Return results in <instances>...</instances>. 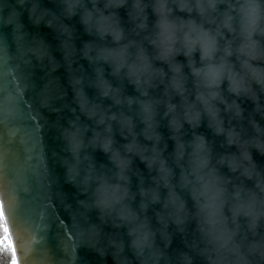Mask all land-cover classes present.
I'll list each match as a JSON object with an SVG mask.
<instances>
[{
    "label": "clouds",
    "instance_id": "1",
    "mask_svg": "<svg viewBox=\"0 0 264 264\" xmlns=\"http://www.w3.org/2000/svg\"><path fill=\"white\" fill-rule=\"evenodd\" d=\"M62 5L95 38L82 51L95 95L76 92L90 123L65 130L70 179L87 162V212L124 230L138 264H172L156 237L167 239L173 227L193 231L202 264H264V0ZM74 55L73 45L66 56ZM96 151L107 164L97 167ZM176 261L192 264L185 252Z\"/></svg>",
    "mask_w": 264,
    "mask_h": 264
},
{
    "label": "water",
    "instance_id": "2",
    "mask_svg": "<svg viewBox=\"0 0 264 264\" xmlns=\"http://www.w3.org/2000/svg\"><path fill=\"white\" fill-rule=\"evenodd\" d=\"M37 4L0 0V210L12 229L19 264H138L124 230L83 206L89 202L82 183L87 162L70 179L75 160L65 130L90 123L76 92L83 87L95 95L89 87L95 79L93 67L82 56L84 45L95 38L85 32L79 16L66 18L62 0ZM120 15H125L123 9ZM73 45L75 55L66 56ZM127 91L134 94L131 87ZM161 131L167 138V130ZM199 131L212 138L206 128ZM116 139L123 143L119 135ZM94 156L97 167L108 163L103 152ZM135 164L147 176L145 165L138 159ZM136 183L134 177L133 190ZM86 215L95 230L85 234ZM148 215L153 217L151 210ZM152 224L159 227L154 217ZM156 244L173 258L172 264L181 252L192 264H202L191 229L181 233L170 228L169 237L157 235Z\"/></svg>",
    "mask_w": 264,
    "mask_h": 264
},
{
    "label": "snow or ice",
    "instance_id": "3",
    "mask_svg": "<svg viewBox=\"0 0 264 264\" xmlns=\"http://www.w3.org/2000/svg\"><path fill=\"white\" fill-rule=\"evenodd\" d=\"M12 229L8 225L7 216L0 210V252L10 253L12 256L10 264H19L15 242L11 236Z\"/></svg>",
    "mask_w": 264,
    "mask_h": 264
},
{
    "label": "trees",
    "instance_id": "4",
    "mask_svg": "<svg viewBox=\"0 0 264 264\" xmlns=\"http://www.w3.org/2000/svg\"><path fill=\"white\" fill-rule=\"evenodd\" d=\"M12 256L10 253L0 252V264H10Z\"/></svg>",
    "mask_w": 264,
    "mask_h": 264
}]
</instances>
